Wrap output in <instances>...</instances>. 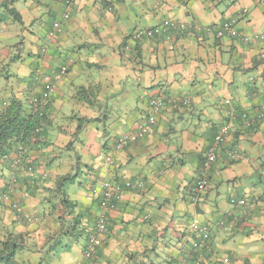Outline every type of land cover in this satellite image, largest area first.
I'll return each instance as SVG.
<instances>
[{
  "label": "clouds",
  "instance_id": "clouds-1",
  "mask_svg": "<svg viewBox=\"0 0 264 264\" xmlns=\"http://www.w3.org/2000/svg\"><path fill=\"white\" fill-rule=\"evenodd\" d=\"M264 0H0V264H264Z\"/></svg>",
  "mask_w": 264,
  "mask_h": 264
},
{
  "label": "crops",
  "instance_id": "crops-1",
  "mask_svg": "<svg viewBox=\"0 0 264 264\" xmlns=\"http://www.w3.org/2000/svg\"><path fill=\"white\" fill-rule=\"evenodd\" d=\"M261 103H264V101H261Z\"/></svg>",
  "mask_w": 264,
  "mask_h": 264
}]
</instances>
